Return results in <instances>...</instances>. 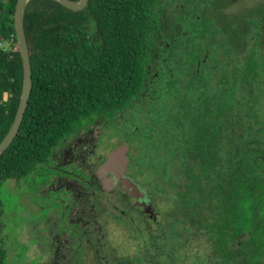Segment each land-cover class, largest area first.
I'll return each mask as SVG.
<instances>
[{"label": "trees", "instance_id": "trees-1", "mask_svg": "<svg viewBox=\"0 0 264 264\" xmlns=\"http://www.w3.org/2000/svg\"><path fill=\"white\" fill-rule=\"evenodd\" d=\"M18 0H0V142L16 117L24 66ZM173 0H88L80 10L30 0L25 31L33 88L0 154L2 188L50 155L74 127H137L133 163L161 174L169 217L138 238L130 264H264V77L244 49L246 22ZM209 12V15L205 13Z\"/></svg>", "mask_w": 264, "mask_h": 264}, {"label": "flooded vegetation", "instance_id": "flooded-vegetation-1", "mask_svg": "<svg viewBox=\"0 0 264 264\" xmlns=\"http://www.w3.org/2000/svg\"><path fill=\"white\" fill-rule=\"evenodd\" d=\"M173 1L179 14L183 2L192 6L195 15L198 4L209 10L214 1L222 15L251 20L241 26L244 49L254 52V60L264 73V0ZM105 128L74 127L56 143L45 161L24 176L8 180L13 181L10 193L5 182L4 211L6 214L12 202V234L18 239L20 255L28 256L31 264H130L110 243L109 224L124 225L133 238H142L149 229L164 223L176 206L162 191L161 174L141 170L140 160L133 163L137 127H119L123 131L113 135V145L108 149L104 148L103 140L109 134ZM116 136L121 140L116 141ZM125 145L129 161L123 174L104 168L111 152Z\"/></svg>", "mask_w": 264, "mask_h": 264}, {"label": "water", "instance_id": "water-1", "mask_svg": "<svg viewBox=\"0 0 264 264\" xmlns=\"http://www.w3.org/2000/svg\"><path fill=\"white\" fill-rule=\"evenodd\" d=\"M30 0H18L15 10V26L16 35L18 40L19 50L22 56L23 66H24V80H23V90L20 105L13 121V124L0 142V154H2L12 143L16 137L22 121L24 119L25 112L29 105V100L33 88V77H32V63L30 58L29 44L25 31V9ZM68 8L80 10L83 9L88 0H57ZM3 10L0 5V13ZM128 145L120 147L117 150H113L110 154L109 159L104 164V168L111 170L115 169L118 174H123L125 167L129 161V156L127 155ZM136 187V184H132Z\"/></svg>", "mask_w": 264, "mask_h": 264}, {"label": "rangeland", "instance_id": "rangeland-1", "mask_svg": "<svg viewBox=\"0 0 264 264\" xmlns=\"http://www.w3.org/2000/svg\"><path fill=\"white\" fill-rule=\"evenodd\" d=\"M93 127H106L105 129L109 130V134L108 136L103 140L106 144V146L104 148L113 145V141H112V137L114 134H120V132L122 133L123 129L119 128V127H124L123 123H119L118 125H115L114 123H109V124H94ZM121 129V131L119 132V130ZM124 129L128 130L127 127H124ZM115 140L120 141L121 137L120 136H116ZM137 147L136 142L133 145V153H135V149ZM6 186V192H11L13 190V181H8L5 184ZM7 194H5V198L7 199ZM12 194H9V196H11ZM13 199L14 197L11 196ZM8 200V199H7ZM10 205L12 204V202H9ZM8 204L7 205V211L6 214L4 212V222H5V230H4V238H5V247L7 249L8 255H7V260L9 264H31V260L28 256H21L18 250V239L16 238V235L12 234V231L14 229H12V214L10 212L11 207ZM167 203L166 201L163 202L162 207L166 210ZM124 225H118L115 223L109 224V240L110 243L112 244L113 247H115L117 249V252L119 254V256L121 257H133L138 250V242L139 239L133 238L131 236V232L128 231L127 229H124L125 227H123ZM24 239V238H23ZM30 254H34L33 252H30ZM28 254V255H30Z\"/></svg>", "mask_w": 264, "mask_h": 264}, {"label": "built area", "instance_id": "built-area-1", "mask_svg": "<svg viewBox=\"0 0 264 264\" xmlns=\"http://www.w3.org/2000/svg\"><path fill=\"white\" fill-rule=\"evenodd\" d=\"M15 35L11 34L5 40L0 41V47H3L5 50H12L16 45Z\"/></svg>", "mask_w": 264, "mask_h": 264}]
</instances>
